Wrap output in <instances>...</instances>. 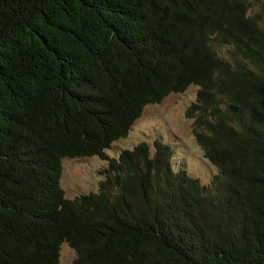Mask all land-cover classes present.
<instances>
[{
  "label": "trees",
  "instance_id": "16d2710c",
  "mask_svg": "<svg viewBox=\"0 0 264 264\" xmlns=\"http://www.w3.org/2000/svg\"><path fill=\"white\" fill-rule=\"evenodd\" d=\"M260 3L0 0V264H264ZM190 88L210 181L161 139L109 153ZM66 158L105 163L96 191L66 197Z\"/></svg>",
  "mask_w": 264,
  "mask_h": 264
},
{
  "label": "rangeland",
  "instance_id": "374dc122",
  "mask_svg": "<svg viewBox=\"0 0 264 264\" xmlns=\"http://www.w3.org/2000/svg\"><path fill=\"white\" fill-rule=\"evenodd\" d=\"M259 7H264V0L256 9ZM193 95L194 89L190 88L182 93L169 94L158 104L145 106L126 137L118 140L109 153L114 155L121 147L131 148L142 141L151 144L154 139H161L173 148V163L180 164L203 183L210 181L213 169L195 141L193 119L186 115ZM104 164L98 158L64 159L61 185L66 197L96 191L100 181L97 171ZM73 258L74 252L62 244L58 264H72Z\"/></svg>",
  "mask_w": 264,
  "mask_h": 264
}]
</instances>
